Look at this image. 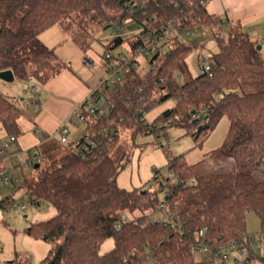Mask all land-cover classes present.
<instances>
[{"label": "trees", "instance_id": "obj_1", "mask_svg": "<svg viewBox=\"0 0 264 264\" xmlns=\"http://www.w3.org/2000/svg\"><path fill=\"white\" fill-rule=\"evenodd\" d=\"M206 1L138 0L133 6L132 0H0V72L9 70L14 79L40 85L65 67L54 49L38 37L58 22L74 21L82 35L95 27H119L130 18L138 33L115 37L107 48L125 39L132 55L158 41L161 29L169 25L180 31L210 26L218 51L208 57L209 72L191 75L186 60L196 46L168 37L145 59L146 72L132 71L122 82L104 87L100 94L112 106L109 126L115 132L128 131L131 139L138 133L166 134L167 128L181 127L194 140H204L223 117L229 120L226 139L214 151L222 161L217 170L196 176L194 166L182 156L169 159L173 176L166 177V184L159 190L169 193V210L179 216L180 232L145 213L148 208H157L155 192L136 188L126 191L116 186L121 167L116 158L121 149L120 135L91 161L81 159L74 147L52 157L61 146L52 140L41 144V160L47 158L57 167L41 168L37 161V168L33 165L35 177L21 182L31 204L46 202L56 210L53 217L24 229L30 237L50 244L39 264H144L147 258L155 264H195L190 249L203 241L202 230L204 242L216 246L247 233V213L253 212L262 222L264 89L250 92L244 86L263 81L264 60L261 50L256 49L257 42L238 24L209 13ZM133 29V25L128 27ZM168 44L171 47L163 51V45ZM168 99L174 101L173 107L151 123L141 119L142 113ZM23 115L16 103L0 93V125L7 137L22 134L19 119ZM260 164L263 168L257 175ZM4 172L0 163V178ZM12 203L10 196L1 198L0 209H9ZM110 238L113 248L100 253L101 244ZM16 264L32 263L26 258Z\"/></svg>", "mask_w": 264, "mask_h": 264}, {"label": "rangeland", "instance_id": "obj_2", "mask_svg": "<svg viewBox=\"0 0 264 264\" xmlns=\"http://www.w3.org/2000/svg\"><path fill=\"white\" fill-rule=\"evenodd\" d=\"M129 20L130 18L126 19L119 27L117 24L95 27L89 34L84 33L82 35L78 32L79 29L77 24L74 23V21L68 20L74 29L73 37L77 39V42L79 41V44L81 43L80 46L85 50L87 56L98 66V70L94 74L99 79V82L105 76L107 62L104 55L107 51H111L114 55L120 53L131 55L128 42L125 39L120 45L110 50L107 48L108 44L115 37L126 38L134 33H138V29L134 25V22L129 23ZM132 25L134 29L128 30V27ZM175 32V29L171 30V35L169 37L172 38ZM263 37L264 34L261 39ZM188 39L189 38H187V40ZM167 41L168 39L166 42ZM164 43H159L158 45L160 46ZM188 43L196 46L186 60L190 74L196 75L198 74L201 64L207 63L211 65L208 57L217 53L218 47L211 33L205 32V29L192 30V38L188 40ZM257 45L262 47L261 54L264 60V42L258 40ZM170 47V44L166 46L163 45L162 50L165 51ZM202 57L207 59L203 61ZM137 59L139 60L138 72H146L148 69L146 58L137 56ZM262 80L261 82L257 81V83L251 84L248 82L247 85L244 86L245 90L253 92L264 89V79ZM31 85H36V93L29 91L30 86L27 81L15 79L13 82L7 83L0 80V93L8 97L9 100L16 103L20 108L29 106L31 102V113H33L34 104L32 101L37 97L41 85L36 82H33ZM16 90L17 92H15ZM173 106L174 101L172 99H168L156 105L145 114L146 123H151L161 112ZM228 130L229 120L226 116L219 121L215 129L204 140L202 137L194 140L190 135H187L185 129L181 127L167 128L165 130L166 134L162 131L158 133H138L133 139L130 138V133L124 130L123 133L120 132L119 134L121 149L117 153L116 158L121 167L116 177V186L126 191L135 188L149 190L150 187L156 184V175L160 174L163 178L169 177L170 171L168 162L172 157L182 156L181 158L188 165L194 166L196 176L217 170L216 167L219 166L222 161L214 155V151L224 143ZM58 141L59 135L57 140L53 138V142L60 146ZM68 152V147L61 146L52 157L62 156ZM32 154L36 155V151H32ZM7 156V154L5 157L2 155V160L6 159ZM26 157L27 156H15L12 159H7L4 162L5 170L8 171L7 175L12 176V178L10 180L0 178V199L9 196L13 199V203L9 209H0L2 213L0 216V264H16L26 258H30L32 264H39L48 254L50 248V244L44 239H34L24 232V229L28 225L45 221L56 214L55 208L49 203L43 202L39 205L30 203L29 196L24 187H22L21 182L23 179L32 180L35 177V169L33 165L27 168L23 167L26 162ZM38 162L41 164V168H46L48 170L57 167L56 163H51V160L47 158L43 161L39 158ZM262 168V164L257 167V175L260 174ZM261 175L264 176V174ZM15 177H17L16 182L13 181ZM193 181L194 179L192 182ZM164 192L163 190H156L155 193L159 201H162ZM21 205H25L26 209L18 210L17 208ZM138 213L139 212H137V214ZM145 213L149 214L154 221L163 218L158 207L154 211L148 208L145 210ZM261 226L260 219L253 212H249L246 217V229L248 233H261L262 229L264 233V220L263 226ZM113 246V240L111 238L107 239L101 244L99 252L105 253L111 250ZM250 250L256 259L264 258V240L262 239L260 244L252 245ZM193 259L195 264H214L213 255L209 249L196 251L193 254ZM144 264L155 263L152 258H147Z\"/></svg>", "mask_w": 264, "mask_h": 264}, {"label": "crops", "instance_id": "obj_3", "mask_svg": "<svg viewBox=\"0 0 264 264\" xmlns=\"http://www.w3.org/2000/svg\"><path fill=\"white\" fill-rule=\"evenodd\" d=\"M205 7L209 13L225 21L238 24L252 41L261 40L264 34V0H207ZM73 34V27L68 20H65L52 25L38 35L42 43L54 49L65 67L59 74L40 86L37 97L32 101L34 104L33 113H31V102L25 108L19 107L24 112V115L19 119L22 134L16 137L14 142L9 143V137L6 136L0 125V150L4 144L9 143V148L3 156L5 157L7 154L6 159L2 160V155H0V163L4 167V162L7 159H12L15 156H27V160L31 155H35L32 154V151H36L35 156L39 160L38 148L44 142L53 141V138L57 140V130L62 124H65L69 129L70 144L66 146L58 141L60 146L71 147V143L74 144L80 138L82 127L67 123V119L87 98L89 92L99 87L100 82L94 74L98 70V66L87 56ZM91 64L92 67H90ZM31 84L29 83V86H32ZM33 87L36 93V85ZM7 174L8 171L5 170L4 175L7 176ZM263 220L260 221L262 226ZM246 232L248 233L247 229ZM252 235L260 240L254 244H260L261 240H264L263 229L261 233H252ZM250 264H264V258L256 259L252 255Z\"/></svg>", "mask_w": 264, "mask_h": 264}, {"label": "built area", "instance_id": "obj_4", "mask_svg": "<svg viewBox=\"0 0 264 264\" xmlns=\"http://www.w3.org/2000/svg\"><path fill=\"white\" fill-rule=\"evenodd\" d=\"M138 0H132L133 6L137 5ZM204 5V2H200ZM140 9V7H139ZM171 25L161 29V35L158 37V41H152L149 44H146L144 47H140L136 51V55H125L119 54L116 57L110 52H106L104 58L106 59L105 67V76L100 80L99 87L92 89L87 98L77 106L74 112L67 119V123L75 124L82 127V134L76 143H71V147L76 149L77 155L87 161L97 159L103 151L108 150L109 144L112 142L115 136H119L120 132H115L113 128L109 126V116L111 113V103L108 98L100 92L104 87L113 86L117 83L122 82L123 78L130 74L132 71H138L139 60L137 56H143L144 58L150 57L154 51L155 46H158L159 43H164L167 40V37L171 35ZM174 36L178 37L182 42L188 44V40L192 38V31H180L177 28ZM198 29H205V32H209L212 35V29L210 26H203ZM184 37V38H183ZM187 38H189L187 40ZM264 42V37L261 39ZM156 44V45H155ZM207 58L202 57V60L205 61ZM92 67V64L90 65ZM211 70V65L203 63L199 66V71L197 75H202ZM29 91H35L33 86L29 87ZM141 119L145 121V113H142ZM146 123V121H145ZM59 143L68 145V134L69 129L65 124L59 126L58 130ZM15 137L9 138V143L14 142ZM9 143L3 145V148L0 150V155L4 156V152L9 148ZM38 161V158L35 155H31L23 167H29L35 165ZM264 162V159H263ZM156 172V170L154 169ZM4 180H10L12 176L2 175ZM173 174H169L171 178ZM13 181H17V178H14ZM155 186L150 187L148 190L150 193L156 192L161 185L166 184V178H163L160 174L155 176ZM169 193L164 192L162 201L158 202V210L161 212L163 218L161 220H156L158 223L164 225H170L171 228H175L178 232L181 231L179 224V216L177 214L171 213L169 210L168 204ZM18 210H25L26 206L21 205L17 208ZM125 217H121V221H124ZM119 226H116L118 228ZM204 230L200 232L202 240L200 243L192 245L190 251L191 254H194L196 251H204L209 249L213 255L214 264H250L252 260V254L250 247L255 242H259V238L255 235L244 233L238 239L228 242L222 245L209 246L204 242L203 239Z\"/></svg>", "mask_w": 264, "mask_h": 264}, {"label": "water", "instance_id": "obj_5", "mask_svg": "<svg viewBox=\"0 0 264 264\" xmlns=\"http://www.w3.org/2000/svg\"><path fill=\"white\" fill-rule=\"evenodd\" d=\"M256 49L258 51H260L262 49V47L260 45H257L256 46ZM0 80L4 81V82H7V83H11L13 82L14 80V75L12 74L11 71L7 70V71H3V72H0ZM37 164L35 165V168H37Z\"/></svg>", "mask_w": 264, "mask_h": 264}]
</instances>
